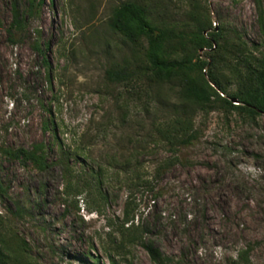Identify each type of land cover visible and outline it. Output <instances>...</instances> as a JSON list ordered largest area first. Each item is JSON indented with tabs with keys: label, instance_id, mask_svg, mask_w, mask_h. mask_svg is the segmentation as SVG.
<instances>
[{
	"label": "rangeland",
	"instance_id": "1",
	"mask_svg": "<svg viewBox=\"0 0 264 264\" xmlns=\"http://www.w3.org/2000/svg\"><path fill=\"white\" fill-rule=\"evenodd\" d=\"M31 1L0 0V146L44 142L53 162L62 143L78 156L68 160L67 173L0 154V181L9 192L0 198V243L15 237L33 264H155L140 243L119 252L112 243L133 191L128 174L107 169L109 157L145 145L150 123L165 115L150 96L134 100L129 87L106 80L110 61L131 54L108 26L125 0H36L29 15ZM139 1L184 23L196 5L213 26L237 30L249 45L264 43L257 7L260 1L264 11V0ZM15 5L26 23L13 36ZM194 122L198 139L174 153L172 166L164 168L173 153L160 142L139 156L140 173L156 181L155 190L135 192L126 227L146 226L145 239L178 264H264V114L251 119L215 109L198 111ZM100 167L107 169L104 202L87 185L88 170Z\"/></svg>",
	"mask_w": 264,
	"mask_h": 264
},
{
	"label": "trees",
	"instance_id": "2",
	"mask_svg": "<svg viewBox=\"0 0 264 264\" xmlns=\"http://www.w3.org/2000/svg\"><path fill=\"white\" fill-rule=\"evenodd\" d=\"M35 1L30 3L29 15L37 8ZM43 1L39 0L38 5L41 6ZM257 7L259 24L264 32V11L260 1H257ZM13 16L9 33L14 36L16 31L25 30L26 20L17 5ZM186 16V23L178 22L171 11L161 12L142 1L125 0L113 9L108 21L109 28L130 46L131 54L121 52L119 57L110 61L105 70L106 80L120 87H129L128 93L134 100L141 101L144 96H150V103L158 105L157 109L165 114L160 118L162 121L157 118L150 123L153 133L145 145L123 151L120 156H110L107 165V169L117 168L128 174L129 190L133 191L127 199L123 222L116 231L119 237L113 238V246L119 252L140 243L155 264L178 262L176 257L163 254L153 241L145 239L149 232L146 226L131 223L126 227L134 220L135 192L154 193L155 190L156 181L145 179L140 173L139 156L148 151L149 143L160 142L173 153L165 160L164 168L178 162L174 153L198 139L194 125L198 111L218 109L251 119L264 114V43L249 45L237 30L213 26L210 14L197 10L196 5ZM34 47L42 54L43 63L49 65L38 41ZM203 50L205 55L201 54ZM231 86L234 89L231 90ZM50 125L57 136V124L50 119ZM59 144L61 156L53 162L49 161L50 147L44 142L35 143L30 148L0 146V154L22 164H32L41 172L60 165L69 173L68 160L77 157L78 151L73 153L70 148L64 149L62 143ZM107 169L100 167L96 171L92 168L87 174L88 179L90 177L87 185L102 202L107 199L103 190ZM160 174L158 169L157 176ZM8 196V190L0 181V198ZM15 208L19 214L24 212L20 203H16ZM2 224L0 216V227ZM24 250L15 237L1 240L0 264H33Z\"/></svg>",
	"mask_w": 264,
	"mask_h": 264
},
{
	"label": "water",
	"instance_id": "3",
	"mask_svg": "<svg viewBox=\"0 0 264 264\" xmlns=\"http://www.w3.org/2000/svg\"><path fill=\"white\" fill-rule=\"evenodd\" d=\"M234 102H236V101L234 100Z\"/></svg>",
	"mask_w": 264,
	"mask_h": 264
}]
</instances>
